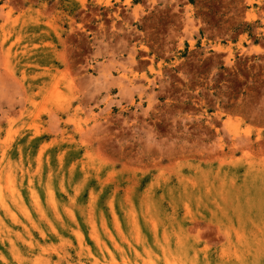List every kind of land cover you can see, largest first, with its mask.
<instances>
[{"label":"rangeland","instance_id":"rangeland-1","mask_svg":"<svg viewBox=\"0 0 264 264\" xmlns=\"http://www.w3.org/2000/svg\"><path fill=\"white\" fill-rule=\"evenodd\" d=\"M0 264H264V0H0Z\"/></svg>","mask_w":264,"mask_h":264}]
</instances>
